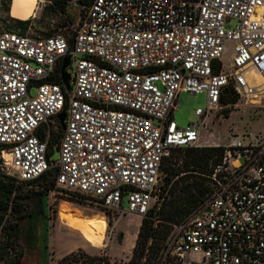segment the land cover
<instances>
[{
	"label": "built area",
	"instance_id": "built-area-1",
	"mask_svg": "<svg viewBox=\"0 0 264 264\" xmlns=\"http://www.w3.org/2000/svg\"><path fill=\"white\" fill-rule=\"evenodd\" d=\"M71 31L0 33V158L23 182L56 169V188L101 207L108 224L158 210L164 160L218 147L205 139L217 115L264 108V0H93ZM181 92L207 101L186 128L173 119ZM223 148L153 264H264V136Z\"/></svg>",
	"mask_w": 264,
	"mask_h": 264
},
{
	"label": "trees",
	"instance_id": "trees-1",
	"mask_svg": "<svg viewBox=\"0 0 264 264\" xmlns=\"http://www.w3.org/2000/svg\"><path fill=\"white\" fill-rule=\"evenodd\" d=\"M45 1L44 16L49 19H52L51 17L58 19L53 25L54 31L70 27L68 10L73 2L82 7L81 13L93 2V0ZM11 2L12 0H0V21H2L1 13H5L7 18L10 16ZM30 20L31 18L28 20L15 19L17 33L25 35V27L30 24ZM7 30L15 32V28ZM52 33L53 31L47 36L54 35ZM66 109L67 105L64 110ZM59 131L61 132V128ZM59 136L53 137L50 150L53 145L57 144ZM2 148L0 146V151ZM223 151V147L176 149L170 158L164 160L159 187L161 206L157 210L158 202L154 203L147 216L142 220L128 264H153V260L161 248V243L168 233V224L179 221L200 202L208 191L205 176L212 171L214 165L219 163ZM56 175L57 170L52 169L34 181H19L4 172L0 158V264H21L25 256V248L21 243L23 226L26 221L32 222L36 217L33 204L39 202L43 206L49 193L58 191L55 186ZM78 196L82 200H87L83 196ZM40 234L37 237L44 240L47 250L48 233ZM34 236L36 237V235ZM59 264L112 263L104 258L90 257L83 251H79L63 256Z\"/></svg>",
	"mask_w": 264,
	"mask_h": 264
},
{
	"label": "rangeland",
	"instance_id": "rangeland-1",
	"mask_svg": "<svg viewBox=\"0 0 264 264\" xmlns=\"http://www.w3.org/2000/svg\"><path fill=\"white\" fill-rule=\"evenodd\" d=\"M45 4V0H38L35 14L31 18L30 24L25 27V34L33 37H45L53 31L52 34L69 35L72 24L77 22L82 12V7L73 2L68 10L70 27L54 31L53 25L58 19L54 17L49 19L44 16ZM1 17L0 33L14 28L17 32L16 18L11 15L7 18L5 13H2ZM73 67L74 61L66 70L68 75L72 74ZM32 94H35V90L32 91ZM206 102L205 93L193 95L188 92H181L178 97L179 108L173 115L174 121L180 128H186L190 123L196 121V109H205ZM246 133L251 137L264 136V108L259 110L254 107H243L217 115L208 126L205 139L209 141L210 145L216 143L219 145L218 147H223L233 136H242ZM57 157L58 154L55 153L52 159H57ZM33 205L36 217L32 222L26 221L23 226L21 243L25 248V256L21 264H59L63 256L79 251H83L90 257L104 258L112 264L129 263L140 224V218L137 216L127 215L121 218L117 224L110 222L105 247L93 248L77 231L69 228L59 216L62 208L66 207L73 214L104 217L101 207L60 188L58 191L49 193L43 206L39 202H35ZM40 232L42 233L40 234ZM45 232L48 233L47 250L44 240L37 237V235L45 234ZM39 240L41 241L39 242Z\"/></svg>",
	"mask_w": 264,
	"mask_h": 264
},
{
	"label": "bare ground",
	"instance_id": "bare-ground-1",
	"mask_svg": "<svg viewBox=\"0 0 264 264\" xmlns=\"http://www.w3.org/2000/svg\"><path fill=\"white\" fill-rule=\"evenodd\" d=\"M11 16L20 20H28L34 16L38 0H12ZM60 219L77 231L93 248L105 247L108 222L104 217H88L72 213L68 208H62Z\"/></svg>",
	"mask_w": 264,
	"mask_h": 264
},
{
	"label": "water",
	"instance_id": "water-1",
	"mask_svg": "<svg viewBox=\"0 0 264 264\" xmlns=\"http://www.w3.org/2000/svg\"><path fill=\"white\" fill-rule=\"evenodd\" d=\"M70 62H71L70 56H66L63 59L62 65L60 68L61 81H62V83L65 86L67 91L70 90V76L67 74L66 70H67L68 66L70 65ZM227 93L228 92L226 91L225 94H227ZM66 118H67V112L66 111H62L57 115V119L59 120V123H60V126L62 127V129H65V127H66V125H65Z\"/></svg>",
	"mask_w": 264,
	"mask_h": 264
},
{
	"label": "crops",
	"instance_id": "crops-1",
	"mask_svg": "<svg viewBox=\"0 0 264 264\" xmlns=\"http://www.w3.org/2000/svg\"><path fill=\"white\" fill-rule=\"evenodd\" d=\"M11 8H12V2H11V5H10V12H11ZM10 12H9V15H11ZM1 14H2V13H1ZM141 223H142V220L140 219L139 228H140ZM139 228H138V230H137V234H138Z\"/></svg>",
	"mask_w": 264,
	"mask_h": 264
}]
</instances>
